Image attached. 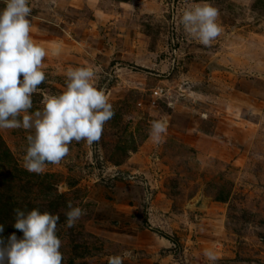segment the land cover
<instances>
[{
    "label": "rangeland",
    "instance_id": "1",
    "mask_svg": "<svg viewBox=\"0 0 264 264\" xmlns=\"http://www.w3.org/2000/svg\"><path fill=\"white\" fill-rule=\"evenodd\" d=\"M3 144L0 264H264V0H0Z\"/></svg>",
    "mask_w": 264,
    "mask_h": 264
},
{
    "label": "trees",
    "instance_id": "2",
    "mask_svg": "<svg viewBox=\"0 0 264 264\" xmlns=\"http://www.w3.org/2000/svg\"><path fill=\"white\" fill-rule=\"evenodd\" d=\"M93 141L95 145V140ZM0 150V164L6 162L10 167L9 172L0 174V247L9 246L15 249L14 251L19 252L31 243H37L35 238H29L41 226L42 219L46 222L51 220L58 207V202L54 199L47 204L38 206L30 204L25 198L19 200L18 195L13 190L15 182H25L31 185L39 183L38 186L42 185L46 189L47 183H42L46 180L48 173L29 172L27 169L18 167L15 162L9 161L11 153H9L6 144L0 146Z\"/></svg>",
    "mask_w": 264,
    "mask_h": 264
}]
</instances>
